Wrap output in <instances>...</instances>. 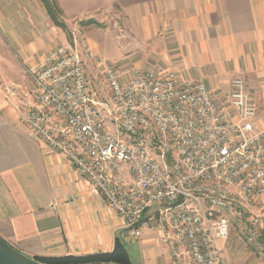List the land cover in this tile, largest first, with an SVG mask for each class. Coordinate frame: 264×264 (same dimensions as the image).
<instances>
[{
	"label": "built area",
	"instance_id": "1",
	"mask_svg": "<svg viewBox=\"0 0 264 264\" xmlns=\"http://www.w3.org/2000/svg\"><path fill=\"white\" fill-rule=\"evenodd\" d=\"M108 98L90 90L81 57L62 45L8 90L19 122L63 156L124 221L131 237L159 236L180 264H223L232 220L250 243L264 231V129L246 82L222 100L202 82L136 71L123 83L96 62Z\"/></svg>",
	"mask_w": 264,
	"mask_h": 264
},
{
	"label": "crops",
	"instance_id": "2",
	"mask_svg": "<svg viewBox=\"0 0 264 264\" xmlns=\"http://www.w3.org/2000/svg\"><path fill=\"white\" fill-rule=\"evenodd\" d=\"M61 19L92 20L128 37L159 72L203 83L222 100L242 79L264 129V0H56ZM114 21L116 27L107 28ZM111 29V30H110ZM75 29L72 30V32ZM74 34V33H73ZM67 43L39 0H0V84L21 79ZM159 74V73H158ZM161 75V74H160ZM0 237L34 259L110 254L116 241L131 264H174L155 233L134 238L123 219L61 155L46 150L0 93ZM220 243L223 264H264ZM182 257L180 264H184Z\"/></svg>",
	"mask_w": 264,
	"mask_h": 264
},
{
	"label": "rangeland",
	"instance_id": "3",
	"mask_svg": "<svg viewBox=\"0 0 264 264\" xmlns=\"http://www.w3.org/2000/svg\"><path fill=\"white\" fill-rule=\"evenodd\" d=\"M65 24V22L62 20ZM86 21H82L78 24L71 23V29H66L69 35H65L67 43L65 45L74 46L82 60L85 68L87 79L89 81L90 90L95 97L99 99L108 98V91L106 90L102 68L97 67L96 62L98 59L103 58L108 63L113 65L120 74L121 81L128 83L132 80L134 73L138 71H155L161 75L167 74V72L157 71L149 60L150 55H145V59L140 58V54L136 51L135 47H130V44L124 46L127 43L128 37L117 36L109 29H105L102 24H85ZM114 21L106 22L107 28H115ZM66 26V24H65ZM67 27V26H66ZM75 29L73 32L72 30ZM111 30V29H110ZM74 33V34H73ZM21 79L14 83L0 84V93L3 100L8 105H11L8 97V90L16 86H24L22 79V67H21ZM248 231L246 226L239 221L232 220L230 228V236L227 242L229 244V250L233 254L241 255L250 253L254 259H264V231L260 237L256 238L252 242H248Z\"/></svg>",
	"mask_w": 264,
	"mask_h": 264
},
{
	"label": "trees",
	"instance_id": "4",
	"mask_svg": "<svg viewBox=\"0 0 264 264\" xmlns=\"http://www.w3.org/2000/svg\"><path fill=\"white\" fill-rule=\"evenodd\" d=\"M46 10L52 24L60 28L66 35L67 27L62 22L61 11L56 4V0H39ZM85 24H96L88 20ZM45 264H85V263H105V264H131L130 256L123 244L116 241L113 251L110 254H100L88 257H65L61 259H36Z\"/></svg>",
	"mask_w": 264,
	"mask_h": 264
},
{
	"label": "water",
	"instance_id": "5",
	"mask_svg": "<svg viewBox=\"0 0 264 264\" xmlns=\"http://www.w3.org/2000/svg\"><path fill=\"white\" fill-rule=\"evenodd\" d=\"M0 264H45L17 251L0 237ZM105 264V263H85Z\"/></svg>",
	"mask_w": 264,
	"mask_h": 264
}]
</instances>
